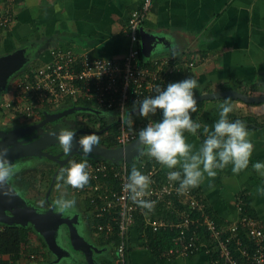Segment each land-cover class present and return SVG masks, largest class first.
<instances>
[{
  "label": "crops",
  "instance_id": "obj_1",
  "mask_svg": "<svg viewBox=\"0 0 264 264\" xmlns=\"http://www.w3.org/2000/svg\"><path fill=\"white\" fill-rule=\"evenodd\" d=\"M141 2L142 0H19L13 7L15 20L0 39V57L18 54L22 63L18 68L20 71L17 78L7 80L10 88L3 96L6 95L8 99L15 81L25 78L31 69L43 66L53 48H74L77 51H88L96 57L121 59L129 46L123 28L130 14L140 7ZM140 31L158 35L165 41L147 60L144 58V62L149 58L169 54L196 57L194 69L181 71L172 80L179 82L189 77L197 80L199 87L194 89L196 95L228 90L249 96L264 95V0H153ZM225 99L232 101L230 104L233 111L229 113V119L240 120L245 124L254 145L250 163L248 169L238 175L232 173L229 165L218 171L211 181L213 188H209L207 179L200 187L216 218L225 222L234 220L237 216L236 203L240 196L244 195L264 228V195L256 192L257 186L264 187V178L258 176L251 167L255 162L264 161V103L245 109L240 107L241 101ZM225 99L203 103L202 111L197 117L202 127H210L209 123H214L219 118V105L224 103ZM3 100L0 99V104ZM41 114L40 112L38 117L29 123H35ZM0 117L5 125H23L20 121H12V124L3 112H0ZM250 119H254V122ZM88 122L90 123L87 121L83 124L85 129H90ZM184 135L194 149L203 141L197 134L186 132ZM28 164L22 168L24 174L29 172ZM55 170L46 169L44 176L50 174L49 179L39 180L41 190L38 192L43 196L33 198L37 207L42 205L41 200L53 205V201L58 197V189L52 192L54 185L59 182L58 175L52 180ZM163 170L164 173L169 171L166 168ZM64 190L70 197L83 200L72 189ZM21 198L24 199L22 196ZM83 201L84 209L81 208L80 211L83 215L85 212L82 218L85 219L84 225L91 229L90 242L98 250L108 251L109 255L107 260L96 253L98 264H112L114 248L105 245L103 238L96 233L94 225L91 224L94 222L91 220L90 207ZM43 210L46 211V208ZM54 211L58 210L54 207ZM64 214L63 217H69L68 213ZM77 220L80 221L78 216ZM60 228L67 230L65 226ZM63 234L67 237L69 235L66 231H63ZM140 238L139 232L134 228L129 235L128 264H160L144 247ZM33 250H38V253ZM21 251L25 257L36 255V261L23 258L14 262L9 256L5 257L10 264H35L42 259L41 254L47 252L49 257L43 258L40 264H49V259L52 262L54 260L48 248L42 247L36 233L30 236L28 245L22 247ZM165 260L163 264H208L204 254L188 259L166 257Z\"/></svg>",
  "mask_w": 264,
  "mask_h": 264
},
{
  "label": "built area",
  "instance_id": "obj_2",
  "mask_svg": "<svg viewBox=\"0 0 264 264\" xmlns=\"http://www.w3.org/2000/svg\"><path fill=\"white\" fill-rule=\"evenodd\" d=\"M16 1L0 0V36L15 20L12 12ZM152 2L153 0H142L140 7L130 14L123 28L129 46L121 59L96 57L88 51H77L74 48H53L49 51V59L43 66L31 69L25 78L15 81L11 95L0 104V112L5 113L11 123L12 121L29 123L46 108L60 109L68 105H79L86 108L85 111L88 113H92L88 110L114 112L115 119L110 124L112 129L106 131L109 128L107 126L102 138H113L114 148H122L134 142L137 139L139 124L131 117L133 103L137 101L138 106L139 101L145 97L157 94V86L163 89L168 83L173 82L174 74L194 69L196 65L192 57L186 54H169L149 58L144 62L138 30L146 20ZM129 120L132 121L131 124ZM139 156L140 154L131 163L123 159L118 163H112L93 158L94 162H88L92 176L90 186L83 190L72 189L89 205L95 231L103 238L104 243L117 229L119 242L113 251L112 264L127 263L126 246L137 218L140 219L143 233L146 228L154 234L167 229L179 231L173 240V247L162 253L164 258L184 259L193 255L194 239L184 244L182 238L185 236V230L194 224L198 231L203 227L202 229L213 233L214 238H218L221 231L204 213L205 203L191 191L183 195L178 194L176 191L178 182H170L167 176L163 180H158L156 167L145 173L152 180L150 195L145 199L157 202L164 200L167 195L182 197L179 202L185 205L187 210L176 211L178 222L175 224L166 218H159L154 211L145 215L144 210L127 199L123 186L130 173L128 166L138 161ZM140 166L141 169H145L144 162ZM166 208H172L170 201L166 202ZM236 213H241L240 200L236 203ZM192 214L200 218L191 219ZM246 221L244 216L242 223ZM248 221L249 235L255 249L250 254L243 250L242 259L249 264H264L263 233L255 227V222L249 219ZM236 230V225H231L230 231ZM238 243L236 241V244ZM219 246V260L223 258L227 264H246L244 260L239 263L233 260L231 251L224 244ZM29 259L34 261L36 255L30 254ZM0 264H10V261L6 257H0Z\"/></svg>",
  "mask_w": 264,
  "mask_h": 264
},
{
  "label": "clouds",
  "instance_id": "obj_3",
  "mask_svg": "<svg viewBox=\"0 0 264 264\" xmlns=\"http://www.w3.org/2000/svg\"><path fill=\"white\" fill-rule=\"evenodd\" d=\"M198 81L189 77L179 82L168 83L163 89L157 86V94L145 97L133 103V111L142 118L155 116L159 111L160 119L149 120L137 133V150L140 155L153 159L168 169L166 176L170 182H178L176 191L183 195L199 187L206 179L209 188L218 171L231 165V171L238 175L248 169L254 145L249 138L245 124L240 120L231 121L229 113L233 111L227 99L219 105V118L211 129L206 125V138L194 149L186 141L184 133L196 135L200 124L192 118L197 111V99L194 89ZM132 121L129 120V124ZM64 154L72 151L76 132L68 127L51 132ZM79 150L84 154L79 162L72 161L58 173V188L83 190L90 186L92 176L87 157L100 147L101 140L96 135H85L77 141ZM252 169L264 178V161L251 165ZM18 172V166L9 161L7 151L0 149V187H7ZM123 191L127 199L139 206L147 215L154 211L156 201L145 199L150 195L152 180L149 175L133 166L126 177ZM256 192L264 195V187L257 186ZM60 213H70L76 207L74 198L61 195L53 201Z\"/></svg>",
  "mask_w": 264,
  "mask_h": 264
},
{
  "label": "water",
  "instance_id": "obj_4",
  "mask_svg": "<svg viewBox=\"0 0 264 264\" xmlns=\"http://www.w3.org/2000/svg\"><path fill=\"white\" fill-rule=\"evenodd\" d=\"M164 43L165 41L162 37L155 34L142 33L140 31V48L142 58H148L153 51H156L157 48ZM21 63L22 58L18 54L7 55L0 58V93L5 90L9 76L13 71L20 67ZM195 97L197 99V103L222 100L225 98L239 100L246 104L264 103V95L249 96L233 90L202 93L196 95ZM80 110L85 111L87 109L83 107H76L70 108L53 116L45 114L44 120L37 124L30 125L26 127V129L20 128L18 130H11L8 133L0 130V149L7 151V156L10 162L17 158L33 156L38 158L44 157L56 161L61 155L52 156L49 153L44 152V149L53 143L52 140L56 139L53 135H50V133L41 136L38 135L39 137L31 142H29L30 139L24 141H20V139L30 132L42 130L47 123L66 117L69 114ZM88 111L97 113L94 110ZM131 114H137V112L132 111ZM83 134L94 135L96 133L82 130L76 131L72 151L68 154V157L65 161H63V163H66L73 154L81 155L77 144V141L79 140L77 136ZM197 135H199V133H197ZM137 143L138 138L131 144L122 148H106L100 145L98 149L91 153V156L95 157H88L108 160L112 163H118L119 160L123 159L127 163H131L132 160L139 155ZM62 154L64 155V153ZM24 202L23 198L14 195V191L9 184L7 187H0V222L3 221L6 224L15 222L21 227L30 226L39 237H42L46 241L47 245H45L48 250L56 255L57 260L54 263L60 261L64 256L65 251L57 245L55 234L58 233L60 227L65 226L70 233L69 239L72 244V248L85 252L87 259L86 264H97L93 260V252L100 253V250L79 238L75 228V225L77 224L75 218L63 217L62 213L54 211V207L51 204L48 205V209L46 211L39 212L33 207H27ZM5 212H9L10 216H6Z\"/></svg>",
  "mask_w": 264,
  "mask_h": 264
},
{
  "label": "trees",
  "instance_id": "obj_5",
  "mask_svg": "<svg viewBox=\"0 0 264 264\" xmlns=\"http://www.w3.org/2000/svg\"><path fill=\"white\" fill-rule=\"evenodd\" d=\"M19 0H17L15 3H17ZM14 13V12H12ZM138 35L140 36V29L138 30ZM2 36H0L1 39ZM193 62H196V57L194 55H191ZM180 74V73H177ZM177 74H174V77L177 76ZM196 95V93H194ZM204 102H198L197 103V111L195 113H192V118L193 120L200 124L199 121L197 120L198 114L202 111V105ZM132 115V114H131ZM235 115H232L234 117ZM132 119L139 124L138 130L143 128L149 120H156L158 121L161 117L159 114V111L155 116H150L148 118H142L138 114H133ZM251 121L254 122V119H250ZM249 121V120H247ZM213 125L212 123H209V128L211 129V126ZM104 126V125H103ZM101 126V127H103ZM201 126V125H200ZM199 133V139L202 141L205 139L206 133L204 132V127H200L198 129ZM114 136V134H113ZM102 145L106 148H114L115 147V142L113 138H107L102 140ZM88 162H94V159H87ZM80 161V160H76ZM96 162V161H95ZM144 162L145 164V169H141L140 165ZM135 166L137 167L141 172L144 174L150 170L152 167L157 168V179L158 180H163L166 177V173H164V168L157 162H155L153 159L148 158L147 156L141 155L140 159L138 161H135L132 163V165L128 166L129 172L131 168ZM192 193L196 194L199 198V200L203 203H205V209L204 213L208 216L210 222H212L217 229L221 231V235L217 237H213V233L208 232L204 229L203 227H200V230L198 231V228H196L195 224L193 226H189L187 230H185L183 236L184 244H187L191 239H194V251L191 255V257L198 255V254H204L207 257V262L208 264H227L226 261L223 260V258H219V251H220V244H224L226 248L231 251V257L233 260L236 262H241L244 260L246 263V260L241 256V252L243 250H247L249 254L255 249V244L252 242V239L250 238L249 231H250V225H249V220L253 221L256 223L255 227L259 229L264 236V228L260 222V220L254 215L253 211L250 208V203L248 201V198H246L244 195H241L239 200L241 201V213L237 214L236 218L232 221L225 222L221 219H218L215 217L213 211L210 209V206L206 199L203 196V192L201 190V187H196L190 190ZM183 199L178 198V196L175 195H167L166 198L162 201H157L155 205L154 212L159 218H166L169 221L174 222L175 224L178 222L177 220V215L175 214L177 210H183L186 209L187 207L185 205H182L179 200ZM170 201L172 208L168 209L166 208V202ZM191 212V211H190ZM246 217V223H242L243 217ZM199 216L196 215H191V219H196ZM200 218V217H199ZM140 219H136V224L134 225V228L139 232V235H141V240L144 244V247L148 249L158 260L160 264H163L165 258L162 256V253L166 251L167 249L173 247L174 242L173 240L178 236L179 231L177 229H172V230H164L160 231L156 234L152 233L150 229L146 228L145 233H143L142 229L143 227L141 226V223L139 221ZM92 222V221H91ZM254 223V224H255ZM94 225V223H91ZM235 224L237 227L236 232L230 231L231 225ZM132 228V230L134 229ZM117 230V229H116ZM116 230L113 235L107 240L105 245L111 246L112 248H115L118 245V238L116 235ZM35 234V232L32 230L30 226L28 227H19L17 225H11V226H4L0 225V257H5L9 256L12 261H18L20 259L26 258L29 259L28 256H24V252H22V247L27 246L29 241H30V236L32 234ZM144 234V236H142ZM39 240L41 241V245L43 248H46L45 243L40 239L38 236ZM236 241L239 243L236 244ZM129 245V243H128ZM128 245L126 246V259L128 256ZM262 248H264V241L262 244ZM35 250H33L34 252ZM36 254L38 253V250L35 251ZM42 255V259L38 262H35V264H40L43 262V258L49 257L47 255V252ZM191 257H186L184 259H188ZM182 259V258H180ZM30 261V259H29ZM33 261V260H32ZM36 261V260H34ZM128 264V261L127 263ZM249 264V263H246Z\"/></svg>",
  "mask_w": 264,
  "mask_h": 264
},
{
  "label": "rangeland",
  "instance_id": "obj_6",
  "mask_svg": "<svg viewBox=\"0 0 264 264\" xmlns=\"http://www.w3.org/2000/svg\"><path fill=\"white\" fill-rule=\"evenodd\" d=\"M19 71H20V69H16L15 71H13L12 74L9 76V80L12 81V80L16 79ZM9 88H10L9 85L6 83L5 90L0 93V99L3 100L6 98V95L5 96H3V95H4V92L6 90H8ZM230 102H232V101H230ZM238 103H240V102H238ZM239 105H240V107L246 109L248 106L252 107V105H254V104H246V103L242 102ZM255 105H258V104H255ZM96 112L98 114H102L104 117V121L109 123V124H111L110 122H112L115 119V113L114 112H108V111H96ZM98 117L99 116L93 115V114L85 115V117H84L83 111H77V112L71 113L67 119L74 121L76 126L78 124L83 125V123H82L83 119L85 121H90V123H89L90 128H92L94 130L98 124V119H99ZM1 120H3L2 117H0V122H1ZM2 126H4V124L1 122L0 127H2ZM16 129L18 130V128H16ZM16 129H13V130H16ZM6 133H8V132H6ZM79 136H83V135H79ZM60 151H61V148L58 145V155H59ZM80 154L81 155H77L78 157L76 160H81L83 158L84 154L81 151H80ZM88 156H91V154H89ZM91 157H95V156H91ZM88 158H90V157H87V159ZM94 159H96V158H94ZM13 162L19 163V164L20 163L22 164V162H23V164H22V166L21 165L19 166V164L17 165L18 166V172H17L16 176L11 181H9L8 184L11 186L12 189L13 188L16 189V190L13 189L14 195L24 197V201H25L24 203H26L25 205L27 207H31V208L33 207L36 210H37V206H35V204L33 203V198L38 199L39 197L43 196V194L41 192H38V190H41V189H39L40 188L39 180H41V178H45L48 180L49 175H50V174H47L46 176H44V174H45L44 171L46 169H50L48 166L53 165L52 163H54V162L57 164V166L59 165V167L52 173V180H53L54 176L57 177L58 171L62 167H67L70 163V162H68L67 164L63 163L62 157H59L58 160L54 161V160L47 159L44 157L38 158L36 156L17 158V159H14L12 161V163ZM28 163H30V164H28ZM27 164L29 167V172H26V174H24L22 168H23V166L26 167ZM57 185H54L52 192L54 189H58V196L65 195V196H68L69 198H74V197H70L67 194V192H65L64 188L61 187V189H60L57 187ZM75 201H76V207L73 210H71L70 213H68V216H69V218L71 217V214L73 216L74 215L78 216V219L80 221L78 222V220H77V224L75 225L77 234L81 240H84L85 242L92 245V243L90 242V238H89V233L91 232L90 231L91 229L89 228L90 229L89 230L88 227L84 225V222H81L83 219H82V215H81L82 213H81L80 209L83 208L84 201L78 200V199H75ZM36 205H37V203H36ZM5 214H6V216H10L9 212H5ZM62 214H63V216H65L64 213H62ZM84 215H85V212H84ZM10 224L11 225H17L15 222H12ZM10 224H8V223L6 224L3 221L0 222V225H4V226H11ZM17 226L20 227V225H17ZM63 231H66L68 234H70L68 229L63 230V228H59L58 233L55 234L56 235L55 239H56L57 245L62 248L63 244H64L63 250L65 251L64 256L62 257V259L60 261L57 262V264H86L87 259L85 256L86 255L85 252L82 250H77V249L72 248V244H71L70 239H69L70 235H68V237H67L66 235L63 234ZM62 236H63V238H62ZM61 238H62V240H61ZM40 239H42V241L47 245L46 241L42 237H40ZM50 255H51V258H54V260L52 262V260L49 259V264H53L57 260V258H56V255L52 252H50ZM98 255H101L102 257L106 258L107 260L109 259L108 251H105V252L100 251V253ZM93 260L95 263H97V264L99 263L97 260V256H96L95 252H93Z\"/></svg>",
  "mask_w": 264,
  "mask_h": 264
},
{
  "label": "flooded vegetation",
  "instance_id": "obj_7",
  "mask_svg": "<svg viewBox=\"0 0 264 264\" xmlns=\"http://www.w3.org/2000/svg\"><path fill=\"white\" fill-rule=\"evenodd\" d=\"M76 107H81V106H79V105H68V106H65V107H63V108H61V109H58V108H46V109H44L41 113V115H40V117L36 120V122L35 123H24L23 122V125L21 124V125H16V124H14V125H5L4 124V126H2V127H0V130L1 131H4V132H9V131H11V130H13V129H16V128H21V129H26V127L27 126H30V125H34V124H37V123H39V122H41L42 120H44V118H45V114H47L48 116L50 115V116H53V115H55V114H58V113H60V112H63V111H66L67 109H70V108H76ZM81 111V110H80ZM89 115V113L87 112V111H83V116L85 117V115ZM97 116H99L98 118V124H97V126H96V128L94 129V130H92V128H90V129H85L84 127H83V125H80V124H78L77 126H76V124L74 123V121H72V120H69V119H67L69 116H66V117H63V118H60V119H57V120H54L53 122H50V123H47L44 127H43V129H42V131L40 130V131H33V132H30L29 134H27L26 136H24L23 138H21L20 139V141H24V140H29V142H31V141H33V140H35L36 138H38L39 136H41V135H45V134H48V133H51L52 131H58V129H59V127L60 128H62V127H66V126H68V128H70V129H74L75 130V132L76 131H78V130H81L82 129V131L84 130H86V131H90V132H95V133H97V134H94V135H96V136H98L99 138H100V140H101V146H103L102 145V140H104V138H102L103 137V135L105 134L103 131H104V129L107 127V126H109V128L106 130V131H109V130H111L112 129V127H111V125L110 124H108L107 122H105L104 121V117H103V115L102 114H98L97 113ZM87 121H85L84 119H83V121H82V123L83 124H85ZM100 122V123H99ZM89 123V122H88ZM13 124V123H12ZM108 124V125H107ZM104 125V126H103ZM101 126H103V127H101ZM19 132H20V130H19ZM39 132V133H38ZM39 135V136H38ZM85 135H87V134H85ZM84 134H83V136H85ZM78 138H80V137H82V136H77ZM52 142L53 143H51L50 144V146L48 147H46V149L44 150V152H46V153H49L50 155H52V156H57L58 155V143H56L57 142V140L56 139H53L52 140ZM63 153V151L61 150L60 151V153H59V155H61L60 157H62V160L63 161H65V159L68 157V154H62ZM77 155L76 154H73L69 159H68V161L65 163V164H67L68 162H72V161H76V159H77ZM41 158H43V157H41ZM61 159V158H60ZM53 165H49L48 167L49 168H51V169H53V168H55V169H57L58 167H59V165L57 166V164L54 162V163H52ZM34 200V199H33ZM42 205H38V207H37V210L39 211V212H44L45 210H43V208H46V210L48 209V205L47 204H49V203H45V201H43V200H41V202H40ZM35 204V203H34ZM36 205V204H35ZM37 206V205H36ZM42 209V210H41ZM70 218H75V220L77 221V216H73L72 214H71V217ZM82 218H84V215L82 214ZM85 220V219H84ZM83 220V222H85ZM79 222V221H78Z\"/></svg>",
  "mask_w": 264,
  "mask_h": 264
}]
</instances>
